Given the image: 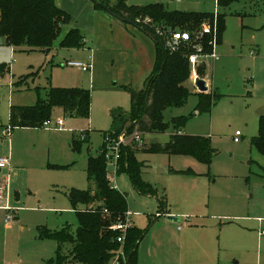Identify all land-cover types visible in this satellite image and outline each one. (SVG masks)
Wrapping results in <instances>:
<instances>
[{
	"label": "rangeland",
	"instance_id": "rangeland-1",
	"mask_svg": "<svg viewBox=\"0 0 264 264\" xmlns=\"http://www.w3.org/2000/svg\"><path fill=\"white\" fill-rule=\"evenodd\" d=\"M56 1L70 16L49 50L22 46L11 51L0 44V65L5 67L0 75V117H6L10 105L29 106L38 97L44 99L51 87L83 88L91 94L88 118L67 115L61 107L54 106L48 120L53 123L62 119L61 131L30 129L19 146L21 155L36 165L30 185L25 186L24 176L14 179L18 194L13 208L23 228L20 241L14 237L11 250L15 255L7 260H16L18 252L21 264L56 261V240L52 236L41 237L39 232L62 227L75 231L76 212L64 193L73 188L95 193V183L87 180V157L98 153L104 143V131L112 127L113 116L118 112L128 115L131 110L128 90L119 81L110 80V74L123 72L130 64L126 48L106 49L107 61L100 73L103 82L93 80L88 71L66 64L68 60L86 61L90 53L93 56L89 48L96 44L95 35L86 28V8L90 6L100 14L104 11L95 9L94 0ZM126 1L136 5L155 2ZM162 1L168 3L169 9L224 12L225 30L222 43L215 48L217 58L205 59L202 75L218 96L203 106L193 82L187 80L190 94L185 103L163 111L168 124L164 131L142 134V145L134 144L129 137L125 140L136 150L141 178L155 194L133 188L123 169H107L113 185L125 194L126 211L131 214L133 226L143 231L137 251L148 244L154 232L163 236L186 232L205 239L207 264H264V237L257 239L258 230L264 228V156L249 141L258 132L256 111L264 105V0H235L224 8H215L216 0ZM74 27H80L84 46H62V39ZM175 119L180 122L174 128L171 121ZM177 131L208 138L210 160L148 150L153 143L169 141ZM235 131L240 132L238 142L232 140ZM82 134L85 140L80 139ZM73 140L79 143L73 144ZM161 198L166 202L163 212L159 211ZM82 207L78 205L76 209ZM168 216H176V222L168 220ZM242 216H249L250 221ZM178 225L182 226L179 231ZM137 261L140 264L138 256ZM59 264L73 263L65 260Z\"/></svg>",
	"mask_w": 264,
	"mask_h": 264
},
{
	"label": "trees",
	"instance_id": "trees-1",
	"mask_svg": "<svg viewBox=\"0 0 264 264\" xmlns=\"http://www.w3.org/2000/svg\"><path fill=\"white\" fill-rule=\"evenodd\" d=\"M96 10H102L111 17L122 21H134L142 32H148L155 43V57L153 66L144 80L141 89L124 86L130 95L131 110L128 115L118 112L113 116L112 127L108 130L114 135L123 130L128 134L137 130L141 134L162 132L167 123L163 118V111L171 106L184 104L189 88L190 66L184 55V48L172 51L164 46L162 35L158 29L192 30L202 19L211 20V13H199L169 9L168 4L152 2L143 5L128 4L126 0H94ZM235 0H216L220 8L228 7ZM69 14L58 6L56 0H0V44L10 47L25 46L28 49L49 50L61 25L69 20ZM150 18V22L142 19ZM217 43L221 42L225 30V13H216ZM140 20V22H138ZM126 23L125 21H122ZM210 34H205L203 41L207 43ZM2 41L4 43H2ZM62 46H84V37L79 29L71 28L61 41ZM204 65L198 67L200 76L204 73ZM4 65H0V75L4 72ZM149 88V89H148ZM201 104L208 106L218 95L215 92H199ZM91 94L83 88L51 87L44 99L37 98L33 105L13 106L9 108V126L41 128L42 123L50 116L54 106H59L70 116L88 118ZM180 119L171 121L177 127ZM107 131H104L106 133ZM85 140V139H83ZM250 145L264 156V114L259 115L258 132L251 137ZM79 143L73 140V144ZM149 151H162L169 154H189L201 161H209L212 157L208 138L182 134L180 131L172 134L164 144L153 143ZM136 150L130 145L122 147L118 169H123L133 188L141 193L155 194L153 188L145 183L140 175V165L135 156ZM87 180L95 183V193L90 190L70 189L66 192L68 200L74 207L77 216V227L71 232L68 227H62L50 232L41 229V237L52 236L57 242L56 261L48 264H59L69 261L73 264H110L115 256H120L119 264H138L137 246L143 236V231L134 226L126 232L124 242H117V232L111 230L110 225L121 217L127 210L125 194L112 187L106 178V164L100 149L98 153L88 155L86 162ZM92 204H94L92 206ZM78 205L83 209H76ZM165 199H159V211L165 209ZM108 214L105 215L103 210ZM69 245V248L67 247ZM64 247L66 252H64Z\"/></svg>",
	"mask_w": 264,
	"mask_h": 264
},
{
	"label": "crops",
	"instance_id": "crops-1",
	"mask_svg": "<svg viewBox=\"0 0 264 264\" xmlns=\"http://www.w3.org/2000/svg\"><path fill=\"white\" fill-rule=\"evenodd\" d=\"M80 1L82 3V0ZM155 2L163 1L155 0ZM178 2H181V0ZM216 7L217 4H215V8ZM195 10L191 11L196 12ZM86 11L88 12V23L85 25L86 28L90 30L88 32H94L96 43H94L95 45L93 48H89L93 56L90 53L87 57H85L88 59L84 61L91 62V59L93 60V67L91 68L92 70L88 71L91 73V78L93 80L98 79L100 82H103V77L100 73L102 67L107 61V59L104 57V53L106 52L107 48H113L114 50L126 48L125 50L131 57V62L128 64V67L125 71L110 74V80L115 79L119 81L120 84H123V86L128 85L135 89H141L144 85L145 78L153 66L155 57L154 40L138 28L115 19L106 13L100 14L99 12L93 10V8L90 6L86 8ZM214 13L215 12L211 14ZM91 18L93 20H91ZM78 28L80 29V27ZM221 43L222 38L220 44ZM5 46H7L11 51L14 49L8 45ZM204 79L207 81L208 89L211 90L208 79ZM0 84H2L1 79ZM11 103L12 102H9V104ZM7 126H9V110L6 113L5 118L0 117V157H5L8 159V164L5 167L0 168V186L3 187V192L0 193V264H21V258L18 252L16 253V260H7L8 257L15 255V252L11 250L14 244V237L17 236L18 240L20 241V229L23 228L19 219L16 220L17 217L15 216V210L13 208L16 203V200L14 199L16 198V194H18V185L14 179H16L17 176H24L23 183L25 186H28L32 173L35 174L36 165L30 163L28 161L29 158H25L21 155L19 146H21L23 140H25L27 137L29 133L28 131L30 129L37 128L17 127L11 129L8 136H3L2 131ZM45 130L53 132L61 131H54L50 129ZM3 137L7 138L3 139ZM62 142L63 139L59 143ZM16 146L17 153L15 152ZM36 170H38V168ZM66 192L67 191H65L64 194L67 197ZM8 208L12 210L14 218L11 222L6 223L5 217L7 213H9L7 210ZM83 208L84 206L81 209ZM241 218L245 221H250L249 216H242ZM176 220L177 219L170 221L176 222ZM252 221H254V219H252ZM133 225L134 224H132V226ZM181 228H177V230L179 231ZM257 237V239L260 240L264 237V235H260L259 232H257ZM148 241V244H145L144 247H142V250L137 251L140 264H207L205 261V256L207 255V245L205 244V239L203 237L192 236L186 232L171 234V236H163L157 232H154ZM30 252L31 251L29 248V253ZM27 263L28 261L26 264Z\"/></svg>",
	"mask_w": 264,
	"mask_h": 264
},
{
	"label": "built area",
	"instance_id": "built-area-1",
	"mask_svg": "<svg viewBox=\"0 0 264 264\" xmlns=\"http://www.w3.org/2000/svg\"><path fill=\"white\" fill-rule=\"evenodd\" d=\"M180 1V0H175ZM210 19V18H209ZM207 18L202 19L200 24L192 29V30H175V29H158L156 28V32L159 35H162V39L164 41V46L169 48L172 51H177L182 48H184L185 57L187 59V62L190 66V72H189V80H191L194 84V87L198 91L197 86L195 85V80L197 78L204 77L200 76L198 74V67L200 65H205V59H211L214 60L217 58V54L215 51L217 43V28H216V12L212 16V25L211 20ZM143 22H150V18L142 19ZM140 22V20H138ZM205 34H210L211 37L207 43V47L209 51H206V45L204 44L203 38ZM251 53H255V51H252ZM66 64L68 66H74L80 68L82 71H90L92 68L91 62H84V61H74V60H68L66 61ZM205 80V79H204ZM206 86L208 87L207 81H205ZM63 120L57 119L55 122H50L48 119L45 120L42 123V128L45 129H52V130H60L63 127ZM11 127L7 126L3 129L2 135L8 136L10 134ZM240 132L235 131L232 140L234 142H238L240 140L239 138ZM130 138L132 142L136 145H142L144 143L143 136L140 132L137 130H134L133 132L129 133L125 130H123L121 133L114 135L113 132H106L104 133V143L100 147V154L104 156L105 164H106V178L109 180L112 187L116 188L113 185V179L111 178L110 174L108 173L107 169L109 166H113L115 169H118L119 167V159L121 156L122 147L127 146L128 144L125 142L127 138ZM80 139H85V135L82 134L80 136ZM8 164V159L5 157H0V168L5 167ZM3 192V187L0 186V193ZM9 213H7L5 217V222L9 223L14 218L12 210L10 208L7 209ZM103 212L105 215L108 214L107 210L104 209ZM260 221V219H259ZM132 217L129 211H125L124 214L114 221L110 225V229L117 232L116 240L120 244L124 242L126 232L129 228L132 227ZM178 229L181 228V225L177 226ZM260 235H264V228L258 230ZM122 251L120 250L119 256H115L112 259V262L110 264H119L120 256H122Z\"/></svg>",
	"mask_w": 264,
	"mask_h": 264
},
{
	"label": "water",
	"instance_id": "water-1",
	"mask_svg": "<svg viewBox=\"0 0 264 264\" xmlns=\"http://www.w3.org/2000/svg\"><path fill=\"white\" fill-rule=\"evenodd\" d=\"M121 20H122V21H125L127 24H130V25H132V26L138 28L139 30H142V29H140V28L138 27V25H137L134 21H132V20H128V19H121ZM142 31H143V30H142ZM145 34L148 35L149 37H151V38L153 39V37H152L148 32H145ZM195 85H196L197 88H198V92H206L207 89H208V87H207L206 84H205V80L202 79V78H197V79L195 80ZM148 89H149V88H148ZM256 112H257V114H259V115L264 114V105H263V106H260V108H258V110H257ZM167 218L170 219V220L177 219V218L174 217V216H168Z\"/></svg>",
	"mask_w": 264,
	"mask_h": 264
}]
</instances>
